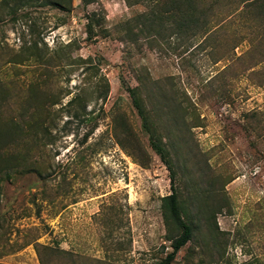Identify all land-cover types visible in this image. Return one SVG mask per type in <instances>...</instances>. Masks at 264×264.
I'll use <instances>...</instances> for the list:
<instances>
[{"label": "rangeland", "instance_id": "obj_1", "mask_svg": "<svg viewBox=\"0 0 264 264\" xmlns=\"http://www.w3.org/2000/svg\"><path fill=\"white\" fill-rule=\"evenodd\" d=\"M16 1L0 0V112L36 107L39 82L58 104L41 177H3L0 264H41L34 243L22 247L32 239L94 261L121 247L115 264L171 252L160 210L170 173L128 95L137 86L192 221L171 264H264V22L220 7L210 36L163 42L137 22L127 30L146 11L134 0H71L65 11ZM34 44L46 60L29 56Z\"/></svg>", "mask_w": 264, "mask_h": 264}, {"label": "trees", "instance_id": "obj_2", "mask_svg": "<svg viewBox=\"0 0 264 264\" xmlns=\"http://www.w3.org/2000/svg\"><path fill=\"white\" fill-rule=\"evenodd\" d=\"M36 0H17L15 8L30 7ZM43 6H54L65 11V6L71 5V0H42ZM85 6L96 4L97 0H81ZM135 5H143L146 11L139 15L134 21L129 22L127 30L134 29L132 23L141 26V32L147 36H153L160 41L172 40L173 38L204 37L210 36L211 27L219 20L218 9L221 7L229 15L245 14L251 19L252 24L259 25L264 22V0H134ZM5 3V1H3ZM102 20L97 12L88 17L86 25L87 39L91 40L93 26H100ZM206 39V38H205ZM37 44L28 48L29 56L36 58V62L46 60V57L39 54ZM47 63V62H46ZM44 82V81H43ZM39 82L29 91L31 98H37L36 107L27 109L24 112L14 114L10 111L8 115L0 112V189L3 177L10 179L12 174H23L24 172L34 173L41 177L38 170L39 162L36 157L50 144L49 126L53 121L49 109L56 106L58 101L54 97L48 98L42 94V85ZM44 89V87H43ZM133 108L136 110L142 122L143 131L147 134L151 149L166 164L170 173L171 194L160 199L161 216L163 219L166 240L170 243V250L165 254L160 264H171L174 262L177 253L192 239V221L188 211L183 207V201L175 185V175L169 163V153L164 149L163 140L158 135L154 114L148 109L146 99L141 94L140 87L127 90ZM5 91L0 86V94ZM105 99V97L103 98ZM78 98L72 99L70 103L78 102ZM51 110V109H50ZM49 120V126H45ZM105 226L114 228V222H105ZM112 235L110 232L109 236ZM32 239L24 243L27 247L34 243L36 255L41 264H115L119 259V251L123 249H112V254H106L103 260H88L81 256H74L71 252L61 251L58 244L54 246H42ZM111 250V251H112ZM118 253V254H117Z\"/></svg>", "mask_w": 264, "mask_h": 264}]
</instances>
